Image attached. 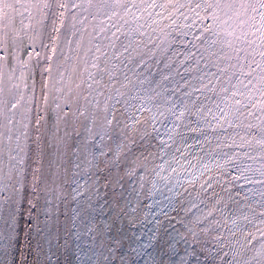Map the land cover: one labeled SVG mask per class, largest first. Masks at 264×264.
<instances>
[{"label":"snow or ice","instance_id":"6c2138e0","mask_svg":"<svg viewBox=\"0 0 264 264\" xmlns=\"http://www.w3.org/2000/svg\"><path fill=\"white\" fill-rule=\"evenodd\" d=\"M0 264H264V0H0Z\"/></svg>","mask_w":264,"mask_h":264}]
</instances>
